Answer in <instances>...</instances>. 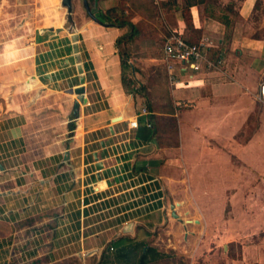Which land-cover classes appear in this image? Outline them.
Segmentation results:
<instances>
[{"label":"crops","instance_id":"obj_1","mask_svg":"<svg viewBox=\"0 0 264 264\" xmlns=\"http://www.w3.org/2000/svg\"><path fill=\"white\" fill-rule=\"evenodd\" d=\"M258 1L191 0L190 23L178 15L173 30L194 42L208 39L214 66L178 67L173 87L164 42L163 58H130L124 71L118 39L128 26L102 22L93 0L96 18L84 0L72 1L74 18L44 1L30 20L0 14V264H142L145 253L146 264H194L204 247L201 227L207 222L208 232L213 224L209 212L192 219L195 212L177 200L183 171L193 197L217 200L222 215H235L222 216L221 233L232 223L259 232L252 242L238 239L237 255L225 264H264ZM177 4L181 11L184 0ZM74 32L87 102L72 120L77 95L69 90L81 85ZM147 41L133 42L135 51L153 52ZM132 81L149 85V95ZM165 87L170 111L161 113L148 100L166 104ZM144 106L177 118L179 145L149 138L147 115L138 117L137 128L129 126ZM168 248L175 256L163 254Z\"/></svg>","mask_w":264,"mask_h":264},{"label":"rangeland","instance_id":"obj_2","mask_svg":"<svg viewBox=\"0 0 264 264\" xmlns=\"http://www.w3.org/2000/svg\"><path fill=\"white\" fill-rule=\"evenodd\" d=\"M43 1L50 4L52 3L53 12L58 13V15H61V13L66 17L69 15L68 8L63 4V0H0V14L9 13L13 18L14 16H20V19L25 20L26 18L30 20L34 17V13L37 12L35 11L37 4ZM78 1L81 0H76V3H80ZM190 3L191 0H184L183 8L179 11L180 8L178 7L177 0H93L91 8H93L96 11V14L101 17L104 16L112 22L124 23L123 25L128 26V35L132 34V37L127 41H124L123 38L120 43L121 53L124 54V58L128 63L130 58H134V61H137L136 58H163L162 44L166 37L172 32L178 15H182L184 19L190 23V15L187 7ZM71 17L74 18V9L72 10ZM254 17L261 19L260 23L262 31H264V0H259L256 4V13ZM132 23L135 24L134 27H132ZM145 36L148 39L147 44L149 49L153 52L150 51L148 54L138 53L135 51L136 44L133 42H141L142 37ZM159 69H161V66ZM149 73H151V70ZM166 77L168 84L171 87L172 84L169 77ZM132 84H134V87H140L147 96L149 95V85H140L138 82L136 83V81H132L131 85ZM168 91V88L165 87L163 98L166 99L164 102L166 104L164 105L163 103L158 105L156 103L157 101L153 102L152 99L148 100L149 103L161 113L170 111V108L167 107V102L170 98L169 93H167ZM170 120L171 118H169V116H158L157 122L160 134L163 137V141L166 143L179 141V135L176 134V131H178L177 121L173 123ZM183 178L185 179L184 182L175 183L177 185L176 189L178 190V194H180L177 196V200L182 202L186 209L190 208L195 212L190 215L192 219L202 217L201 210L209 212V214L206 215L208 216V223L210 222L213 224V230H209L208 232L205 229L207 222H204V227H201L199 241L204 244V247L202 248L200 258L195 260L194 264H225L229 256L237 255L239 251V247L237 246L238 239L244 238L246 241L252 242L259 232L252 228L242 229L239 227L240 225L237 226L232 223L228 226L230 229L221 233L218 226L222 216L227 220L229 218H234L235 215L232 214L231 217L227 212H223L222 215V206L217 200H211L207 203L206 200L200 196H197L196 198L193 197L187 171H183ZM184 192L188 197L182 196V194L185 195ZM225 245H230V248H227ZM174 252L176 251L168 248V251H164L163 254L171 257L175 256ZM206 256L210 257L211 260L204 263L202 258H205ZM163 264H170V259L166 260Z\"/></svg>","mask_w":264,"mask_h":264},{"label":"built area","instance_id":"obj_3","mask_svg":"<svg viewBox=\"0 0 264 264\" xmlns=\"http://www.w3.org/2000/svg\"><path fill=\"white\" fill-rule=\"evenodd\" d=\"M211 46L210 41L206 38L196 42H189L185 39L181 31L172 30L163 44L164 63L170 82L173 85H177L180 82L177 72L178 67L200 69L202 63L214 66V62L209 58V49ZM149 113L148 107L144 106L137 117L129 121V126L137 128L139 126L138 117Z\"/></svg>","mask_w":264,"mask_h":264},{"label":"water","instance_id":"obj_4","mask_svg":"<svg viewBox=\"0 0 264 264\" xmlns=\"http://www.w3.org/2000/svg\"><path fill=\"white\" fill-rule=\"evenodd\" d=\"M72 1L73 0H63V4L65 6H67L68 8V13L70 15V17L72 16V10H73V5H72ZM84 3L89 11V13L95 17L91 10H90V5L88 3V0H84ZM96 18V17H95ZM72 39H73V46H74V55L76 57V60H77V70H78V73L80 75V81H81V85L74 88V89H70L69 92L70 93H75L77 95V98L75 99L74 101V107H73V115H72V120L77 118L79 116V113H80V105L82 103H86L87 102V97L85 96V91H86V87H85V82H86V75H85V70H84V65L81 61V58H82V54H81V51H80V46H79V43H78V39H79V35H78V32H74L73 35H72ZM54 73H50V75H48L49 77H51ZM121 117H118L117 119L115 120H118L120 119ZM75 127V124L72 122L70 123V129H74ZM97 168L98 169H101L103 167V164L102 162H98L97 163ZM131 226V225H129Z\"/></svg>","mask_w":264,"mask_h":264},{"label":"trees","instance_id":"obj_5","mask_svg":"<svg viewBox=\"0 0 264 264\" xmlns=\"http://www.w3.org/2000/svg\"><path fill=\"white\" fill-rule=\"evenodd\" d=\"M213 2H216V0H208V4H210L211 5V3H213ZM211 14L213 15V16H218V17H220V18H222L223 16H226V15H220V14H218V15H216L215 14V11L214 10H212L211 9ZM100 20L102 21V22H104L105 24H116V25H118V26H121V25H123L124 23H119V22H112V21H110L109 19H106L104 16H102L101 18H100ZM189 24V23H188ZM134 23H132V27H134ZM183 33V35H184V37H185V39L187 40V41H189V42H194L193 40H190V39H188L187 37H186V35L184 34V32H182ZM128 33L126 34V35H124V36H122V37H120L119 39H118V43L120 44L121 43V41L123 40V38H124V41H127L129 38H131L132 37V34H130V35H128ZM120 56H121V59H122V67H123V69H124V71H125V66H126V64H127V61H126V59L124 58V54L123 53H121V49H120ZM124 83L126 84V86H127V84H128V80H127V78H125L124 77ZM145 94V93H144ZM146 95V94H145ZM151 110V109H150ZM149 110V111H150ZM154 110L152 109V111H150V113L149 114H147V116H146V124H150V134H149V138H151V139H156L157 141H158V143H160V144H162V145H166V146H177V145H179V141H175L174 143H172V142H164L163 141V137H162V135L160 134V130H159V127H158V115H155V113L153 112ZM169 118H171V122H175V121H177V118L176 117H174V116H169ZM177 124H178V122H177ZM176 134H178L179 135V128H178V131H176ZM177 138V137H176ZM146 257H147V253H145L144 255H143V260H142V264H146L145 262H146Z\"/></svg>","mask_w":264,"mask_h":264}]
</instances>
